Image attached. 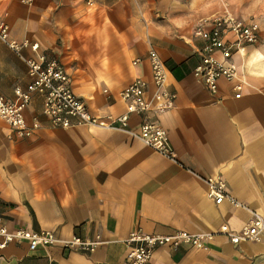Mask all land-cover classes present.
<instances>
[{"label":"crops","instance_id":"crops-1","mask_svg":"<svg viewBox=\"0 0 264 264\" xmlns=\"http://www.w3.org/2000/svg\"><path fill=\"white\" fill-rule=\"evenodd\" d=\"M92 2L0 0V20L11 39H28L57 60L74 94L105 120L125 112L119 93L135 79L148 83L151 99L147 54L153 48L176 98L171 109L147 117L166 132L176 160L119 129L54 128L34 94L24 111L27 124L39 123L30 138H17L0 120V225L97 245L88 253L61 244L31 250L25 242L11 243L0 250V264H127L126 240L134 231L216 233L226 226L237 233L252 212H264V0ZM225 14L260 30L257 44L232 57L244 81L239 98L236 81L220 79L212 96L193 74L205 46L195 25ZM214 57L221 59L219 52ZM29 81L26 65L0 41V97L13 101L15 89L25 90ZM144 117L131 115L129 129L139 132ZM206 178L222 182L241 206L215 204ZM152 264H264V236L233 245L216 235L200 250L160 246Z\"/></svg>","mask_w":264,"mask_h":264},{"label":"built area","instance_id":"built-area-1","mask_svg":"<svg viewBox=\"0 0 264 264\" xmlns=\"http://www.w3.org/2000/svg\"><path fill=\"white\" fill-rule=\"evenodd\" d=\"M24 5H31L34 0H19ZM259 26L255 22L245 23L235 19L229 14L217 15L200 20L194 27V35L205 41L201 50V58L195 66L193 74L203 83L205 89L215 96L218 82L225 79L228 82L236 81L235 98L241 95L244 81L240 78L236 65L232 61L234 54H243L246 45L259 42ZM231 35L233 41L225 37ZM0 41L20 59L27 67L29 84L25 90L16 88L15 99L7 101L0 97V120L4 121L19 139L30 138L39 127L37 120L31 125L27 124L24 111L29 105L32 96L39 94L42 97V114L54 128L70 129L75 126H91L108 130L119 129L158 155L171 161L176 160L174 151L169 147L166 132L155 121L148 119L150 111H164L171 109L176 95L167 90V70L160 55L151 48L147 54L151 70V82L154 92L151 99L146 96L148 83L142 79H135L120 93L121 101L125 103V112L117 117H108L107 120L93 115L85 102L73 92L70 80L63 66L55 59L48 58L39 52L36 43L28 39L16 41L10 38L9 26L0 20ZM28 50L30 57L23 52ZM219 52L221 59L214 57ZM138 60L134 62H138ZM145 115L139 132H132L128 127L131 115ZM207 186V197L215 204L227 201L232 207L241 205L226 191L225 185L212 178L204 179ZM216 235L225 236L228 241L237 245L244 241L261 242L264 236V212H252L249 224L239 232H232L222 226L216 233H190L175 231L170 235H146L139 230L130 234L126 240L128 247L126 253L127 264H152V256L157 247L168 246L178 248L187 246L200 250L205 248ZM27 243L29 249L37 247H50L61 244L64 249L92 252L97 242L74 237L69 241L58 239L52 232H34L25 229L8 231L0 225V250L11 243Z\"/></svg>","mask_w":264,"mask_h":264},{"label":"rangeland","instance_id":"rangeland-1","mask_svg":"<svg viewBox=\"0 0 264 264\" xmlns=\"http://www.w3.org/2000/svg\"><path fill=\"white\" fill-rule=\"evenodd\" d=\"M85 4H93L92 0H83Z\"/></svg>","mask_w":264,"mask_h":264}]
</instances>
